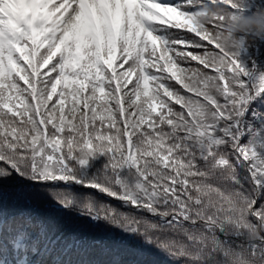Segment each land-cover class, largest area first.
<instances>
[{
  "label": "snow or ice",
  "instance_id": "snow-or-ice-1",
  "mask_svg": "<svg viewBox=\"0 0 264 264\" xmlns=\"http://www.w3.org/2000/svg\"><path fill=\"white\" fill-rule=\"evenodd\" d=\"M216 6L264 7L0 0V264H264V70Z\"/></svg>",
  "mask_w": 264,
  "mask_h": 264
},
{
  "label": "clouds",
  "instance_id": "clouds-1",
  "mask_svg": "<svg viewBox=\"0 0 264 264\" xmlns=\"http://www.w3.org/2000/svg\"><path fill=\"white\" fill-rule=\"evenodd\" d=\"M239 6L242 0H232ZM209 16H222L223 29L219 33L221 43L226 46H232L240 37H247L248 40H256L264 37V7L254 11H229L220 6L209 9ZM201 20H207L208 17L201 16Z\"/></svg>",
  "mask_w": 264,
  "mask_h": 264
},
{
  "label": "trees",
  "instance_id": "trees-1",
  "mask_svg": "<svg viewBox=\"0 0 264 264\" xmlns=\"http://www.w3.org/2000/svg\"><path fill=\"white\" fill-rule=\"evenodd\" d=\"M260 6H264V0H256ZM255 7L247 9L246 12L254 11ZM247 52L242 53V56L246 59L247 56H251L254 52L257 53L256 59L258 66L261 70H264V37L256 40H248L246 37ZM114 204H118L117 201H111Z\"/></svg>",
  "mask_w": 264,
  "mask_h": 264
}]
</instances>
